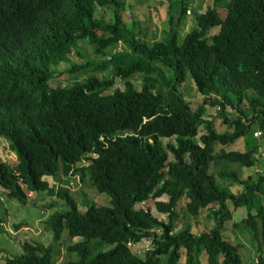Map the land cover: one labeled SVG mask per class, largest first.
Listing matches in <instances>:
<instances>
[{
    "label": "trees",
    "instance_id": "trees-1",
    "mask_svg": "<svg viewBox=\"0 0 264 264\" xmlns=\"http://www.w3.org/2000/svg\"><path fill=\"white\" fill-rule=\"evenodd\" d=\"M126 1L0 0V138L16 156L11 165L0 156V187L22 204L29 192L61 200L43 203L58 207L42 223L51 242L25 241L0 264H180L182 255L184 264H202L203 251L207 264H246L240 244L222 232L239 207L245 217L235 226L256 243L252 263L264 264V142L255 140L264 133V0H212L202 11L192 0H157L169 31L151 41L123 20ZM99 8L111 9V20L96 15ZM187 15L194 25L179 39ZM79 43L101 60L71 63L73 53L87 56ZM62 63L87 76L58 84ZM104 70L109 76L101 78ZM187 72L202 95L196 108L178 89ZM115 78L125 90H109ZM208 105L223 131L205 117ZM228 107L243 120L230 119ZM239 138L243 150L226 149ZM243 168L256 170L243 177ZM59 175L106 194L109 204L83 191L79 201L63 182L45 178ZM203 210L209 229L188 221L175 230L179 217ZM63 235L82 240L66 245L76 259L58 263ZM95 239L112 247L91 256ZM142 240L150 246L139 255L132 245Z\"/></svg>",
    "mask_w": 264,
    "mask_h": 264
},
{
    "label": "rangeland",
    "instance_id": "rangeland-1",
    "mask_svg": "<svg viewBox=\"0 0 264 264\" xmlns=\"http://www.w3.org/2000/svg\"><path fill=\"white\" fill-rule=\"evenodd\" d=\"M193 7L198 8L202 11L207 4H211L212 0H192ZM157 0H127L125 6L122 8V17L123 20L127 23V25L131 28H134L136 31L137 37L146 39V40H156L159 39L161 36H165L166 32L169 31V24H168V12L167 9L164 7L157 6ZM223 13V11H222ZM175 13H173L174 15ZM96 15L101 16L103 15L104 18L109 21L111 20L112 10L109 8H99ZM193 20L190 15H187L181 25L178 27L179 39H182L187 32H189L193 28ZM217 28H212L211 33L215 32ZM82 49H85V54L87 56L84 58V53L76 54L73 53L70 55L71 63L76 65L85 64L86 61L95 60L100 61L101 58L94 54L87 45L79 43ZM123 48L122 44H118L113 51L121 50ZM71 64L69 63H62L60 69L63 73L60 77L55 78V81L60 85H65L69 82H79L82 81L86 76V71L79 72V71H69ZM90 72V70H88ZM98 75L101 78L108 77L109 71L104 70L102 72H98ZM133 85L140 89L141 87V75L139 73H135L132 78ZM114 87H119L121 90H125L124 86L119 78H115V85L109 89L110 91ZM179 91L183 94L184 99L190 104L192 108H196L198 104L201 102L202 95L196 90L193 80L190 74L187 72V76L185 81L181 82L178 85ZM217 108L215 106H207L206 109V118H214V123L216 129L218 131H223L226 126L221 122V118L216 116ZM225 113L230 119H238L242 121L243 118L240 117L236 112L228 107L226 108ZM251 131L254 127L251 126ZM259 130V129H258ZM249 130V135L252 134ZM204 130L202 126L199 128L198 135L203 133ZM258 135V134H256ZM257 141L264 142V133L259 135L255 138ZM221 146L216 145L215 149L218 150ZM233 148L235 150H243L244 149V142L241 138L232 144H228L226 149ZM10 152L8 146L3 138H0V155L4 160L8 162L9 165L14 164L16 161L15 153ZM15 156V157H14ZM254 168H243L240 173L241 175H248L254 174ZM51 183H61L63 182L64 187H67L70 190V193L80 201V192L83 191L88 198L92 199L94 202L98 204L108 205L109 204V197L104 193H99L93 187H89L87 185H81L79 181L75 178L74 181L66 182L63 180V176L59 175L58 179H53L50 176L45 177ZM238 187V185L236 186ZM3 191H0V215L6 216L4 221V229L0 232V262L3 261L5 258L17 255L21 252L22 243L27 242H42L44 244H48L51 242V235L48 231L45 230L43 226V220L52 213V211L56 210L58 207H46L43 203L46 200L47 203L58 201L61 203V200L55 196H47L43 192L42 193H31L30 201L28 203L22 204L15 198H10L7 195H4ZM2 197V198H1ZM43 201H42V198ZM35 201V203H32ZM186 199L183 198L179 205H183ZM142 205V204H140ZM81 210L84 209L83 206L80 205L79 207ZM43 210V213L41 212ZM155 212V210H152ZM206 212V211H205ZM6 213V215H4ZM156 213V212H155ZM160 217H166L161 213H156ZM193 218H182L179 217L175 222V230H179L183 228L186 222H191L193 225ZM235 219V218H234ZM240 219L236 218V222H239ZM229 224V229H232L230 226V221L226 222ZM18 224L20 225L16 228ZM208 228V226L206 227ZM194 230L200 231L199 228L194 227ZM232 236H231V232ZM228 230L225 228V238L234 244H240V256L243 263L246 264H253L252 259L254 260L257 257L256 254V243L250 238V235L247 230L243 228L242 225H238L236 231ZM224 232V231H223ZM244 232V234H243ZM64 244H59L54 250V256L58 263L64 262L70 257L71 259H76L78 256L76 253H71L70 256L66 250V245L69 243L79 242L82 240L81 237H73L72 239H68L66 235H63ZM97 242V244L90 245L91 248V256L99 252L100 250H106L112 247V245H103L100 246L98 240L95 239L92 241ZM150 246L149 240H142L141 242L132 245V250L139 254L143 255L145 250ZM263 253H264V245L262 246ZM255 252V253H254ZM255 254V255H254ZM254 255V258H253ZM201 263L205 264L206 261V253L205 251L202 252L201 256ZM180 264H184V255L181 256Z\"/></svg>",
    "mask_w": 264,
    "mask_h": 264
},
{
    "label": "crops",
    "instance_id": "crops-1",
    "mask_svg": "<svg viewBox=\"0 0 264 264\" xmlns=\"http://www.w3.org/2000/svg\"><path fill=\"white\" fill-rule=\"evenodd\" d=\"M6 142V141H5ZM7 144V142H6ZM8 146V144H7ZM9 149V148H8ZM229 150H235L233 148H229ZM10 151V150H9ZM11 152V151H10ZM13 154V153H12ZM14 155V154H13ZM1 156V155H0ZM15 157V156H14ZM4 159V158H3ZM249 175V174H248ZM243 177H245L244 175H242ZM247 176V175H246ZM234 186H237V185H234ZM4 189L0 187V191H3ZM5 191V190H4ZM2 198V197H1ZM245 217V211L244 209L242 208H237V209H232V218L230 220V226L232 227V229H229V224L225 223L224 224V228H223V236L225 237L226 232H225V228H227L229 231L230 230H233V231H236L237 227L235 226L237 224L236 222V218L240 219L239 221H241L243 218ZM235 218V219H234ZM193 221V229L194 227H197L199 228L200 230H203V229H209L211 226H212V219L208 220L207 219V212H205L204 210L198 215L197 218H193L192 219ZM3 225H4V222H3ZM241 225V224H240ZM208 226V228H206ZM231 232V231H230ZM244 234V232H243ZM245 235V234H244ZM229 237V235H227ZM231 236H232V232H231ZM233 243V242H232ZM256 250V249H255ZM255 253V252H254ZM257 254V253H256ZM255 255V254H254ZM254 255H253V258H254ZM256 258V257H255ZM254 258V259H255ZM263 258H264V253H263ZM205 264H207V255H206V261H205Z\"/></svg>",
    "mask_w": 264,
    "mask_h": 264
},
{
    "label": "built area",
    "instance_id": "built-area-1",
    "mask_svg": "<svg viewBox=\"0 0 264 264\" xmlns=\"http://www.w3.org/2000/svg\"><path fill=\"white\" fill-rule=\"evenodd\" d=\"M256 134H258V135H259V134H260V132H259V131H257V132H255V135H256ZM3 191H4V190H3Z\"/></svg>",
    "mask_w": 264,
    "mask_h": 264
}]
</instances>
